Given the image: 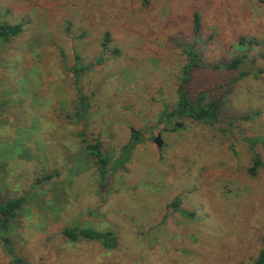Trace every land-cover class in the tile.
Returning a JSON list of instances; mask_svg holds the SVG:
<instances>
[{
	"label": "rangeland",
	"instance_id": "obj_1",
	"mask_svg": "<svg viewBox=\"0 0 264 264\" xmlns=\"http://www.w3.org/2000/svg\"><path fill=\"white\" fill-rule=\"evenodd\" d=\"M0 21L23 23L0 40V201L23 198L5 236L24 264H253L264 235V141L249 172L250 140L264 136V0H0ZM240 37L259 43L241 48ZM186 46L208 66L246 54L185 81L192 101L220 102L213 127L165 116ZM95 141L104 180L87 151ZM176 197L193 216L170 206ZM67 226L114 233L117 246L69 241ZM10 261L0 245V264Z\"/></svg>",
	"mask_w": 264,
	"mask_h": 264
},
{
	"label": "trees",
	"instance_id": "obj_2",
	"mask_svg": "<svg viewBox=\"0 0 264 264\" xmlns=\"http://www.w3.org/2000/svg\"><path fill=\"white\" fill-rule=\"evenodd\" d=\"M150 1L151 0H141L143 5H148ZM22 24L23 23L21 22L9 23L7 21H0V40L8 41L11 37L19 35L22 32ZM201 28V16L197 11H194L192 15V31L195 35L198 36L201 32ZM110 39V34L106 32L104 34V40L102 45L106 47ZM258 43L259 41L253 37L239 38V46L241 48L245 46H247L246 48H248V46H250L251 44L257 45ZM184 49L187 53L188 61L183 67L182 80L176 88V104L170 112L165 114V116L168 119L173 118L175 116H187L195 121H201L207 124L208 126L213 127L219 118L220 102L215 100L209 102L205 101L206 95L203 93H200L197 100L192 101L188 95V90L185 87V81L190 77L192 69L195 68L217 69L221 67L227 70L236 69L243 63L246 54L235 56L233 59H230L229 61L221 65L208 66L201 61L198 52L193 47L186 46ZM115 52L118 54V50H115ZM261 56L264 58V53H262ZM79 62L80 56L76 54V64L73 68L75 83H77L79 74L84 69V67H82ZM248 74L249 71H242L239 73L238 78H243ZM81 102L84 101L81 100ZM249 117L250 115H245V118ZM259 140L264 141V136L254 137L250 140L249 143V149L253 154V165L249 168V172L251 173V175H255L256 168L260 166L259 157L254 149L255 142ZM87 151L93 157L95 163L97 164L99 177L101 178V180H104L105 175L107 173L108 158L101 150L99 142L95 141V143L93 144H88ZM124 153L126 152L124 151ZM45 177H50V175L47 174ZM22 201L23 198L20 196L12 197L6 199L5 201H0V245L2 247V250L10 256V264H24L26 262L24 258L14 254L10 240L8 239V237L5 236V234L9 232L12 222L14 221L19 209L21 208ZM178 204L179 198L176 197L171 202L170 206L174 207L177 210ZM179 211L184 215H194L193 211ZM62 233L69 241L72 242H75L79 239H85L90 241H99L102 246L107 249H114L117 246V238L114 233H106L90 227L67 226L62 230ZM253 264H264V235L262 236L261 248L259 249L258 254L255 257Z\"/></svg>",
	"mask_w": 264,
	"mask_h": 264
},
{
	"label": "water",
	"instance_id": "obj_3",
	"mask_svg": "<svg viewBox=\"0 0 264 264\" xmlns=\"http://www.w3.org/2000/svg\"><path fill=\"white\" fill-rule=\"evenodd\" d=\"M157 146L161 145V139L159 134L153 139Z\"/></svg>",
	"mask_w": 264,
	"mask_h": 264
}]
</instances>
